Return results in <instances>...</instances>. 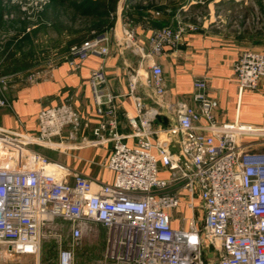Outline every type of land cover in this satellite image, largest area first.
<instances>
[{"label":"built area","instance_id":"built-area-1","mask_svg":"<svg viewBox=\"0 0 264 264\" xmlns=\"http://www.w3.org/2000/svg\"><path fill=\"white\" fill-rule=\"evenodd\" d=\"M124 35L127 44L134 43L132 30L124 29ZM180 38V28L165 26L155 30L150 41L159 53L163 44ZM111 39L110 28L97 30L66 56L105 57ZM54 62L47 61L26 80L46 77ZM234 74L239 91L255 88L264 76V51H242ZM138 80L137 74L131 76V89ZM88 81L102 119L91 137H81L79 146L110 142L107 166L114 179H89L33 148L55 144L49 139L65 128L74 136L88 127L69 104L41 110L37 135L0 128V247L5 257L37 254L42 240L60 239L67 231L69 241L58 249V264H73L74 247L101 225L106 230L103 264H264V146L255 140L264 129L238 120L214 122L217 103L206 96V82L200 78L193 82L198 107L181 104L176 126L152 128L157 111L142 110L137 97L138 115L130 118L132 132L124 135L117 131L116 95L103 89L104 69H92ZM143 84L163 93L160 65L150 64ZM5 105L0 96V107ZM200 118L207 123L199 124ZM176 133L179 147L173 152ZM128 137L135 143L126 144ZM161 168L169 177H159ZM182 194L192 210L194 198H200L201 227L171 226L169 212L180 205ZM205 246L216 252L215 261H205Z\"/></svg>","mask_w":264,"mask_h":264},{"label":"crops","instance_id":"crops-1","mask_svg":"<svg viewBox=\"0 0 264 264\" xmlns=\"http://www.w3.org/2000/svg\"><path fill=\"white\" fill-rule=\"evenodd\" d=\"M170 1L173 0H118L115 9L108 15L111 25L107 28L111 29L112 39L107 56L88 55L84 59L67 57L66 53L73 46L91 34L75 40L64 34L63 40L59 42L60 53H53V50L44 59V63L55 60L52 71L34 83L26 80L30 73L26 72L31 67H39V64L31 66L34 60L26 58L25 66H15V61L6 59V53L0 50V78L4 80L0 82V96L7 101V105L0 107V128L9 132L37 135V116L41 110L69 104L79 113L81 120L88 123V127L74 136L70 135V128H65L60 135L49 139L55 144L33 148L50 160L63 163L89 179L112 182L114 173L107 166L112 152L111 143L79 146L81 137H91L92 128L102 119L96 111L88 81L90 71L102 67L106 75L103 89L116 95L117 131L121 134L132 132L129 120L138 115L135 104L137 97L143 102L142 110L149 113L157 111L152 119V128L176 126L181 104L198 107V102L193 99V82L200 78L206 82V96L217 103L213 110L214 122L219 124L238 120L264 129V76L255 88L239 91L234 74V65L242 51H264V42L259 41L264 34L256 33L262 36L249 39L255 34L251 31L256 24L251 27L248 23L243 29L250 30L245 33H233L225 29L219 18L222 17L221 12L229 11L232 5L242 10L243 14L239 15L241 25L248 22L250 0H210L207 9H202V12L198 0H175L178 1L175 6ZM159 5L164 7L160 8ZM257 9L259 27L256 28L264 32V0H260ZM165 26L180 28L181 38L174 43L163 44L161 51L156 53L150 37L155 30ZM124 29L133 31V44L126 43ZM22 39L26 41L25 37ZM57 45L54 43L53 48H58ZM151 63L160 65L162 69L164 91L159 95L152 85L143 84L149 75ZM134 74L141 80L131 89L129 80ZM198 123L203 125L207 122L200 118ZM179 138V133L173 135L171 151L178 150ZM255 140L258 147H263L264 132ZM124 141L132 145L136 139L128 137ZM151 141L155 143V137ZM153 152L156 153L155 149ZM158 175L167 178L169 172L161 168ZM194 204L195 210H192L182 194L180 205L169 212L173 228L202 226L204 211L198 196L194 198ZM203 252L205 261H215L216 252L211 247L205 246Z\"/></svg>","mask_w":264,"mask_h":264},{"label":"rangeland","instance_id":"rangeland-1","mask_svg":"<svg viewBox=\"0 0 264 264\" xmlns=\"http://www.w3.org/2000/svg\"><path fill=\"white\" fill-rule=\"evenodd\" d=\"M64 1L0 0V50L4 51V54L6 53L5 58L13 59L15 66H25L24 59H33L34 64L32 63L31 66L39 64V67H31L26 72L28 73L45 67L47 65L46 62L44 63V59L47 58L45 56L53 50L56 51L53 53H60L59 42L63 40L64 34L70 35L75 40L96 31L97 28L94 25L97 23V19L77 13L74 16V8L70 6L69 1ZM178 1L174 0V2ZM198 1L201 12L202 9L206 10L210 0ZM259 5L260 0H250L249 21L242 25L239 16L243 14L242 10L232 5L229 11L221 12L220 16L222 17L219 18L222 19L226 30L242 33V29L248 23L251 27L253 24L259 27L256 20ZM252 17L253 19H251ZM261 33L264 34L263 31ZM252 35L253 37L251 36L249 39L262 36L256 33ZM24 37L26 41L22 39ZM262 40H264V35L259 39L264 42ZM54 43L58 44V48H53ZM68 235V232L65 231L60 239L48 237L42 240L37 254H15L5 257V252L0 247V264H58V249L67 247ZM105 239L106 232L101 225L97 226L91 234L84 235L80 243L73 249V264H103Z\"/></svg>","mask_w":264,"mask_h":264},{"label":"trees","instance_id":"trees-1","mask_svg":"<svg viewBox=\"0 0 264 264\" xmlns=\"http://www.w3.org/2000/svg\"><path fill=\"white\" fill-rule=\"evenodd\" d=\"M61 1H64V0H61ZM67 1H69L70 6H72V8H74V11H73L74 16L77 13V14H81L83 16L92 17L93 19H97V23L94 25V27L97 28L96 29V31H97V30H101V29L110 27L111 21L109 20L108 15L111 11H113L115 9L118 0H67ZM170 3L171 4L174 3L173 6H175V4H176V2H174V0L170 1ZM152 5L155 6V3H152ZM159 7L163 8L164 5H159ZM247 30H250V29H243L242 33L247 32ZM258 30L259 29H257V28H253V30L251 32L252 33L262 32V31H260V30L258 31ZM76 45H78V44H76Z\"/></svg>","mask_w":264,"mask_h":264},{"label":"water","instance_id":"water-1","mask_svg":"<svg viewBox=\"0 0 264 264\" xmlns=\"http://www.w3.org/2000/svg\"><path fill=\"white\" fill-rule=\"evenodd\" d=\"M215 264H217V263H215Z\"/></svg>","mask_w":264,"mask_h":264}]
</instances>
